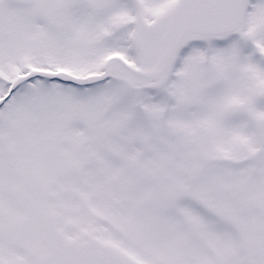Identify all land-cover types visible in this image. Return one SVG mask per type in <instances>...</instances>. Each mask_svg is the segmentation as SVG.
I'll list each match as a JSON object with an SVG mask.
<instances>
[{"label": "snow or ice", "instance_id": "snow-or-ice-1", "mask_svg": "<svg viewBox=\"0 0 264 264\" xmlns=\"http://www.w3.org/2000/svg\"><path fill=\"white\" fill-rule=\"evenodd\" d=\"M0 264H264V0H0Z\"/></svg>", "mask_w": 264, "mask_h": 264}]
</instances>
